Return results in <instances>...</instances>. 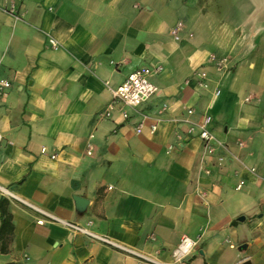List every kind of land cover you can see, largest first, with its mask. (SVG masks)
I'll use <instances>...</instances> for the list:
<instances>
[{
	"label": "crops",
	"instance_id": "crops-1",
	"mask_svg": "<svg viewBox=\"0 0 264 264\" xmlns=\"http://www.w3.org/2000/svg\"><path fill=\"white\" fill-rule=\"evenodd\" d=\"M254 4L234 21L198 0H0V199L13 225L0 264H140L38 223L28 204L163 261L188 236L196 243L180 264H264V8ZM210 53L230 69L208 66V89L186 84ZM152 65L159 91L140 110L168 109L153 134L136 133L105 82ZM189 106L212 116L222 165L216 155L202 164L201 141L174 120Z\"/></svg>",
	"mask_w": 264,
	"mask_h": 264
},
{
	"label": "built area",
	"instance_id": "built-area-1",
	"mask_svg": "<svg viewBox=\"0 0 264 264\" xmlns=\"http://www.w3.org/2000/svg\"><path fill=\"white\" fill-rule=\"evenodd\" d=\"M182 25L183 24L181 22H177L173 32L176 33L182 27ZM47 42L48 45L53 49L58 47V42L52 36H48ZM208 66H211L216 72L224 73L231 67L230 57L227 55L217 56L215 53H210L206 64L201 65L193 72L191 76L186 78L185 83L190 84L192 81H194L197 88L208 89L210 87V77L207 70ZM161 70V65L141 66L131 71L116 87H110L108 86V82H105L108 89L110 90L113 102H118L126 108L121 111V117L124 120H129L135 117L136 133H142L146 129L149 134H153L157 129L158 123L164 120L163 114L168 109V105L166 103H163L154 114L140 110V105L159 91V87L153 81H151L150 77L154 74L160 73ZM8 85L9 82L7 80L0 79V87H6ZM220 93V87L218 85L214 86L213 95L219 96ZM248 100H250V97H245V101ZM112 108L113 106L110 104L104 111L100 113V116L109 117L111 114L110 110ZM194 112V108L189 106L186 108V115L174 120L186 125L185 132L188 135L199 138L202 144V154L200 161L202 164H204L210 156L216 155L218 148L224 149L225 144L221 142L211 130L212 116L207 112H203L198 118L195 119L192 117ZM2 140L3 134L0 132V143ZM170 148L171 146H169V149ZM44 151L45 148L42 147L40 152L43 153ZM88 153L90 154L89 150ZM51 157L54 158L55 155L52 154ZM226 160L227 157L224 154L216 155V162L218 165H222L226 162ZM248 169L251 172H254L253 167H248ZM244 183L245 180L241 178L235 184L234 188L239 190L243 187ZM28 205L40 213L41 218L37 220L38 223H44L46 220L61 224L72 233L83 234L91 240L101 242L123 253L134 256L139 260L140 264H180V258L188 254L190 252L191 246L196 243V240H192L188 236H183L177 247L173 250L172 254L175 260L173 262L163 261L150 254L141 252L133 247L117 242L106 234L97 233L91 230L88 227L91 221H88V225H83L79 222L55 216L31 204Z\"/></svg>",
	"mask_w": 264,
	"mask_h": 264
},
{
	"label": "rangeland",
	"instance_id": "rangeland-1",
	"mask_svg": "<svg viewBox=\"0 0 264 264\" xmlns=\"http://www.w3.org/2000/svg\"><path fill=\"white\" fill-rule=\"evenodd\" d=\"M204 5V11L215 18L224 16V19L234 21H244L249 16L257 12L254 0H198ZM260 8H264V0H260ZM258 9V10H259Z\"/></svg>",
	"mask_w": 264,
	"mask_h": 264
},
{
	"label": "trees",
	"instance_id": "trees-1",
	"mask_svg": "<svg viewBox=\"0 0 264 264\" xmlns=\"http://www.w3.org/2000/svg\"><path fill=\"white\" fill-rule=\"evenodd\" d=\"M12 216L6 208V200L4 197L0 199V239H1V251L6 250V242L8 236L12 233Z\"/></svg>",
	"mask_w": 264,
	"mask_h": 264
}]
</instances>
